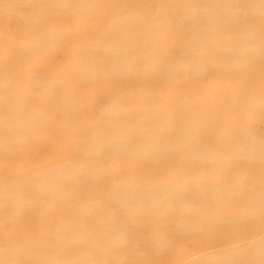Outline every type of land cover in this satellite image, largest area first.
<instances>
[{"label": "rangeland", "instance_id": "374dc122", "mask_svg": "<svg viewBox=\"0 0 264 264\" xmlns=\"http://www.w3.org/2000/svg\"><path fill=\"white\" fill-rule=\"evenodd\" d=\"M0 264H264V0H0Z\"/></svg>", "mask_w": 264, "mask_h": 264}, {"label": "bare ground", "instance_id": "6f19581e", "mask_svg": "<svg viewBox=\"0 0 264 264\" xmlns=\"http://www.w3.org/2000/svg\"><path fill=\"white\" fill-rule=\"evenodd\" d=\"M214 5V4H213ZM190 32V31H189ZM30 37V36H29ZM30 39V38H29ZM28 39V40H29ZM38 37L36 36V35H33L32 37H31V39L27 42V43H29V44H35V43H37L38 42ZM173 55V54H172ZM7 129V128H6ZM9 134V133H8ZM25 146V145H24ZM57 189V188H56ZM54 191V190H53ZM55 192V191H54ZM74 203V202H73Z\"/></svg>", "mask_w": 264, "mask_h": 264}]
</instances>
